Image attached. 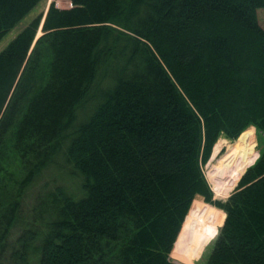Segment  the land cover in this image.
<instances>
[{
  "label": "trees",
  "instance_id": "1",
  "mask_svg": "<svg viewBox=\"0 0 264 264\" xmlns=\"http://www.w3.org/2000/svg\"><path fill=\"white\" fill-rule=\"evenodd\" d=\"M42 1L0 0V42ZM71 3L0 52V264H176V240L264 264V149L224 202L203 173L221 137L264 135V0ZM49 170L80 196L56 185L25 221Z\"/></svg>",
  "mask_w": 264,
  "mask_h": 264
},
{
  "label": "rangeland",
  "instance_id": "2",
  "mask_svg": "<svg viewBox=\"0 0 264 264\" xmlns=\"http://www.w3.org/2000/svg\"><path fill=\"white\" fill-rule=\"evenodd\" d=\"M53 4L55 5V7L59 8V9H70L72 7L71 0H43L23 21H21L17 25V27L12 32H10L0 42V52L3 49L6 48V46L9 44V42L11 40H13L18 33H20L24 28H26L37 17H41L42 16L41 26H40V30L38 32V37H40L42 35L43 21H44L46 15L48 13L49 8ZM257 16H258V20H259L260 25L264 28V9L258 10ZM250 128L254 129V134H255V140L254 141H255L256 155L254 156V158H252V160H253V159H255V157L257 155H258V158H259L261 150L264 149V135L259 134L254 127H250ZM235 142H232V141L226 139L225 137H221L218 140V142L216 143V145H219V149H220V150H218L219 151L218 154L216 155V157L213 160L212 157H213L214 148L216 146L215 145L214 148H213L212 155H211V158H210L209 162L203 167V173L205 175V178H206V180H207V182H208V184H209V186L211 188L212 194H213V201H216V202H221V201L224 202V201H226L231 196V194L236 190V188H237L242 176L245 174L244 173L240 177V179L234 185V188L232 189V191H230V194L227 195V197L222 199V198L216 196L217 195L216 194V182H214V180L210 179V172L212 171L213 166L216 165L217 162L220 160V158L226 155L227 150H228V146L229 145H233ZM251 161H250V164H251ZM250 164H249V166H250ZM20 165H21V163L19 161L18 162H13L12 161L9 164V167H13V172H15L18 175V176H15L17 181H21L23 179V177H24V174L22 172H20ZM249 166H248V168H249ZM62 174L67 176L69 173L67 174V173L63 172ZM58 175H59V173H57V171L53 172V170H49L47 172H44L42 174V176L39 177L36 180L35 184L33 186H31L26 191V193H25V195L23 197V200H22V212H21V216H22V218L25 221H27L30 218L31 212H32V209H33V207L35 205L37 197L40 194H42V193L49 192L56 185L60 186V187H63L71 195H74V196H77V197L80 196L81 183H80V180L78 179V177L71 178L70 176H68V177L61 178V176L60 175L58 176ZM195 201L198 202V204L202 205L203 207H211L214 210L217 209L219 214H221V211H222L221 209H219V208H217V207H215L213 205L207 204L201 197H197L194 200V202ZM189 213H190V211H189ZM22 228H23V225H22V222H21L18 225V227L15 228L12 231L13 236L10 237L9 243L13 244L17 240V237H19V235L21 234ZM176 241L177 242L174 245L173 250H172V252L170 254V259H171L172 262H174L176 264H207V261L209 259V256H210V253H211V250H212V243H213L214 240L210 244H208V246L203 245L201 248H199V250L197 252V255H196V258H191V257H188L187 255H185V251H183L181 249L182 245H180L179 242H178L179 240H176ZM7 253H9V252H7ZM6 257H8V255H6Z\"/></svg>",
  "mask_w": 264,
  "mask_h": 264
},
{
  "label": "bare ground",
  "instance_id": "3",
  "mask_svg": "<svg viewBox=\"0 0 264 264\" xmlns=\"http://www.w3.org/2000/svg\"><path fill=\"white\" fill-rule=\"evenodd\" d=\"M254 140V129L250 128L233 145L228 146L226 155L221 157L217 164L213 166L210 179L216 182V196L222 199L227 197L245 173L250 161L256 155ZM218 150H220L219 145H216L213 160L218 154Z\"/></svg>",
  "mask_w": 264,
  "mask_h": 264
},
{
  "label": "water",
  "instance_id": "4",
  "mask_svg": "<svg viewBox=\"0 0 264 264\" xmlns=\"http://www.w3.org/2000/svg\"><path fill=\"white\" fill-rule=\"evenodd\" d=\"M44 21H45V19H44ZM44 21H43V24H44Z\"/></svg>",
  "mask_w": 264,
  "mask_h": 264
}]
</instances>
